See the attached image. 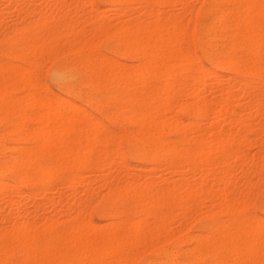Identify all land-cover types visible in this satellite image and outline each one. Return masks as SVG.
Here are the masks:
<instances>
[{
	"label": "bare ground",
	"instance_id": "1",
	"mask_svg": "<svg viewBox=\"0 0 264 264\" xmlns=\"http://www.w3.org/2000/svg\"><path fill=\"white\" fill-rule=\"evenodd\" d=\"M198 1L0 11V264H178L184 243L188 264H264V0ZM64 52L59 94L39 73Z\"/></svg>",
	"mask_w": 264,
	"mask_h": 264
},
{
	"label": "rangeland",
	"instance_id": "2",
	"mask_svg": "<svg viewBox=\"0 0 264 264\" xmlns=\"http://www.w3.org/2000/svg\"><path fill=\"white\" fill-rule=\"evenodd\" d=\"M189 2H188V4L189 5H191V6H193V8H197V7H199L200 5H201V3H200V1H192V0H188ZM192 1V2H191ZM12 2H14V0H11V1H8V0H0V11H4L5 9H7L6 7H5V5L7 4V3H9V4H12ZM97 2H98V4H99V6L100 7H104V5H107V2H106V0L104 1V0H97ZM23 5V6H22ZM7 6V5H6ZM25 6H27L26 4H25V2H23L22 1V4H18V6L16 5V7L15 8H19V12H20V15L23 13L22 11H24V9L26 8ZM180 4H177V5H175V6H173L174 8H175V10L177 9H179L180 10ZM20 7H21V11H20ZM23 7H25V8H23ZM13 9H9V10H7V11H9V12H6V14L7 15H5V17H7V18H5V22H8V21H10L11 20V23L13 22V20H17L16 18H18L19 19V14H18V9H15V10H13ZM169 10H171V8L170 7H167L166 8V11H169ZM87 13V10H85V14ZM94 13H97V11H95L94 10ZM16 14H18L17 16H16ZM84 14V13H83ZM108 14L109 15H112L113 14V11H109L108 12ZM10 18V19H9ZM15 18V19H14ZM9 24H10V22H8ZM113 23L114 24H116V22H114L113 21ZM103 43H104V45H103ZM102 47V48H101ZM103 47H105V48H103ZM100 48H101V50H102V52H105L106 54H110L112 57H114V58H116V59H118L119 61H121V62H123V63H125L126 65H129V66H134L135 64L134 63H136L137 61L136 60H134V59H132V58H130V57H123V56H120L117 52H115V51H108L107 49H108V46H107V43H106V41L105 40H103V41H101V43H100ZM195 50H196V54H197V56H198V58H199V60L201 61V63L203 64V65H205V66H207V67H209V68H211V69H213V70H215V69H217V63L216 62H210V61H208L207 59H205L206 57L204 56V54L202 53V51L199 49V47L197 46V45H195ZM201 54V55H200ZM119 55V56H118ZM75 56H77V53H73V52H64V53H62V54H60L59 56H57L56 58H54V59H52V60H47V61H45V63L46 64H48V65H46L45 63L43 64V68L40 70V73H39V77L41 76L40 74L42 73V78L40 77V79H43L42 80V82H44L50 89H51V91L53 90V92L55 93H59V94H62L63 92L59 89V88H57L56 86H54V84H53V82H52V80H51V74H52V72L54 71V70H56V69H59V68H57V67H60V68H65L66 66H67V62L70 60V59H72L73 57H75ZM66 59H68V60H66ZM63 60V61H62ZM131 60V61H130ZM133 64V65H132ZM213 64V65H212ZM67 68V67H66ZM43 70H45V71H43ZM53 70V71H52ZM73 70H75V71H79V68L78 67H74L73 68ZM44 73V74H43ZM223 73V72H222ZM76 80H75V83H77L79 86H81L82 87V81H81V79H82V77L79 75V74H76ZM80 80V81H79ZM80 83V84H79ZM102 93V94H101ZM105 93H107V91L106 90H98L97 91V94L99 95V96H101V95H107V94H105ZM103 97V96H102ZM73 99H76L77 100V97H72ZM92 111H93V113L95 114V115H98V116H103V112L101 111V112H96V111H94L93 109H91ZM0 133H2L3 134V136L4 137H6L7 136V132H6V130H4V129H1L0 128ZM121 131V130H120ZM6 135V136H5ZM260 142V141H259ZM262 143H264V141H262ZM258 145V144H257ZM253 146L252 148L250 147L249 149V151H250V153H256V151L258 152V147L259 146ZM119 147H120V150L123 152V155L125 156V157H127L128 159H129V161L130 162H132V163H134L135 162V160H134V158H132L131 157V155H130V153L127 151V149H126V147H125V144H124V142H122V141H120L119 142ZM255 147V148H254ZM257 147V148H256ZM257 149V150H256ZM262 171H263V173H264V163H262ZM164 171L162 170V173H163ZM165 173V172H164ZM174 178H176V175L175 176H173ZM102 188V187H101ZM100 188V190H102ZM263 200L264 199V192H263V190H261L257 195H256V197L253 199V204L248 208V212H252V213H255V214H257V215H259V216H262V217H264V213H263V211H264V206L262 205V201L261 200ZM260 200V201H259ZM32 203L33 202H30L29 204H28V206L27 207H30L31 205H32ZM254 208V209H253ZM261 208V209H260ZM7 211L5 210L4 212H2V213H6ZM197 216V215H196ZM194 216L193 218L194 219H191V221H190V223H189V230H190V232H192V233H195V232H198L199 231V216ZM196 217V218H195ZM91 218L94 220V221H101V219L99 218V216H98V214H97V212L94 210V211H92L91 212ZM185 246V247H184ZM192 246V244H190V243H184V244H182V250L183 251H185L186 250V248H189V247H191ZM185 249V250H184ZM182 250L181 251H179L178 252V254L177 255H180V256H177V261H178V264H188L187 262V253H186V251L185 252H182ZM185 253V255H183ZM183 255V256H182ZM186 257V258H185ZM150 258V259H149ZM145 260V261H144ZM150 262H149V261ZM154 260V261H153ZM159 260H160V257L159 256H157V255H155L154 254V252L152 251V250H148V251H145V252H143V253H141V255H140V257L138 258V260L135 262V264H159ZM212 259L210 258V257H205V258H203V260L201 261V262H199V263H197V262H194L195 264H203L204 262H209V261H211ZM148 261V262H147ZM183 261V262H182ZM187 261V262H186ZM147 262V263H146ZM193 263V264H194Z\"/></svg>",
	"mask_w": 264,
	"mask_h": 264
}]
</instances>
